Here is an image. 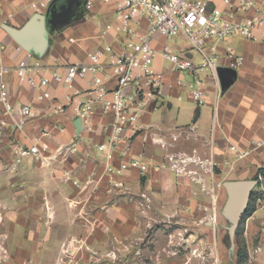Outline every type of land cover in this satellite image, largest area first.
Segmentation results:
<instances>
[{"label":"crops","instance_id":"obj_1","mask_svg":"<svg viewBox=\"0 0 264 264\" xmlns=\"http://www.w3.org/2000/svg\"><path fill=\"white\" fill-rule=\"evenodd\" d=\"M33 1L38 0H0V63L5 68L4 79L9 85L13 102L31 104L38 112V115L19 132L13 128L18 116H4L0 106V121L5 122L4 126H0L2 129L0 206L12 210L20 206L27 207L32 204V201L30 198L22 200L19 196L5 198L4 191L8 190L10 185L16 184L17 179L25 174L29 184V176L36 173L29 162L33 159L32 157L24 158L14 166L13 170L9 169L12 168L14 144L17 141L25 144L37 143L42 154L50 157V160H55L59 155V146L69 144L72 134L71 125L66 121L63 122L67 127L64 134L50 127L49 123L57 118L44 115L48 102L35 101L36 91L27 84L18 82L13 70L15 64L22 59L30 63L48 64H54L53 60L57 59L59 65H68L73 62L86 63L89 53L106 46L118 52L126 40L125 34L116 32L113 28L102 35V30L106 26L118 23L112 3L94 0L92 8L88 9L85 0H51L45 10L39 13L44 16L43 27L36 28V32L44 39L43 46L39 50L26 48L3 25L7 24L17 30L22 29L36 13L29 7L30 2ZM163 43H165L164 38L157 35L154 42L155 48H160ZM211 43L216 45V52L219 55H223L227 47H232L235 53L244 56V63L236 70L237 77L232 85L222 92L219 79L217 78L216 81L209 73L205 74L208 100L205 107L195 106L179 89L165 86L162 88V97L156 101L155 107L147 106L139 118L140 130L133 138L126 157L136 154L141 149H145L148 154V165L143 175L145 183L139 188L141 193L139 200L150 201L149 207L143 209L144 213L154 210L155 213L160 214L169 212L170 208L188 206L189 191L197 189L196 185H190L188 181L185 183H181V179L178 181L167 167L162 170H156L155 167V164L161 161L164 151L154 140L170 141V135L180 128L188 125L195 126L193 138L190 140L180 138L170 151L191 148L198 150L203 161V169L197 167L195 169L198 170V174L200 173L199 177L201 176L197 181L203 183L204 187L219 190L224 181L241 180L246 176H253L259 167L264 166V44L243 39H226ZM174 45L175 43H169L173 49L177 47ZM106 62L104 60V64ZM161 65L167 68V64L157 58L156 66ZM172 78V75H167L166 81H172ZM76 85L84 88L86 80H77ZM51 91L58 96L64 93V90L56 84H52ZM179 94L183 95L182 99L176 98ZM96 119L100 120L101 116L97 115ZM43 127L48 129V133L42 132ZM88 136L94 141L104 138L101 134ZM258 142L260 145L256 146ZM231 144L240 151H247V154L238 158L235 151L229 148ZM86 146L87 143L83 140L75 154L78 160L79 157L83 160L79 174L84 176L86 173H92L95 182L99 179L98 186L102 187L101 195L105 199L113 197V191H123L125 198H130L129 194L138 189L133 181L136 172L133 170L126 172L124 177L117 179L122 181L123 185L114 186L106 176L102 175L105 157L93 146L90 148L91 157H87ZM123 147L124 145H120L117 152H120ZM62 155L73 154L65 151ZM112 161L117 164L118 159ZM44 184L46 189L53 190L50 182ZM93 184L90 183L87 187L92 189L96 185ZM66 187L68 186H61V190ZM125 191L131 192L126 195ZM83 196L86 195L83 194L79 198L81 204L84 202ZM64 208V203L61 202L60 213L55 216V220L49 227L43 225L46 221L41 216L15 213L1 215L0 245H5L8 249L11 264H48V256L59 253L61 243L73 234L68 229L69 221ZM254 212L255 215H263L264 203L255 207ZM129 219L131 220L132 216H129ZM23 223L30 224L23 226ZM57 223L62 231L59 237L56 235ZM77 224L76 232L79 237L83 223L77 221ZM5 228L9 231L4 230ZM90 237L98 236L93 234Z\"/></svg>","mask_w":264,"mask_h":264},{"label":"built area","instance_id":"obj_2","mask_svg":"<svg viewBox=\"0 0 264 264\" xmlns=\"http://www.w3.org/2000/svg\"><path fill=\"white\" fill-rule=\"evenodd\" d=\"M51 0L30 2L29 7L36 13L45 10ZM112 3L118 23L108 25L102 30L106 34L110 28L126 35V40L118 52L110 46L88 54L86 63L73 62L59 65L30 63L20 60L14 66L18 82L27 84L36 91L35 101L48 102L43 113L48 117H56L50 127L65 133L64 121L71 125V141L59 146L58 154L68 151L77 154V148L84 140L87 143V157H91L93 146L105 157L102 175L106 176L116 187L123 185L118 181L125 173L133 170L144 175L148 154L141 149L134 155L126 157L133 138L139 132L138 121L147 106L155 107L156 101L162 97V88L175 87L187 95L197 107L208 104L204 75L209 73L217 78V69L227 67L237 70L244 63V56L227 47L223 55L216 52V45L226 39H243L253 43L264 44V0H99ZM94 0H85L88 9ZM182 34L187 46L175 49L169 43H177ZM164 38L160 48H155L156 36ZM176 45V44H175ZM195 53L197 56H194ZM167 64V68L156 66V59ZM104 60L107 62L104 64ZM108 66V69H106ZM5 68L0 63V106L4 116L17 115L13 128L19 132L38 115L31 104H17L12 101L9 85L4 79ZM172 75V81L166 76ZM86 80V87L76 85L77 80ZM215 81V82H216ZM52 84L64 90L62 96L51 91ZM182 99L183 95L176 96ZM97 115L101 116L98 120ZM80 120L81 128L76 131L74 121ZM5 122L0 121V126ZM195 126L188 125L170 135V141L154 140L164 151L161 161L155 164L156 170L167 167L178 181L186 176L197 175V167L203 169L198 150H174L170 148L180 138L190 140ZM48 133V129H42ZM0 129V151L2 141ZM103 135L100 141H94L88 135ZM19 139V138H18ZM93 144V145H92ZM92 145V146H91ZM124 145L120 152L117 148ZM259 146L260 143H256ZM238 158L247 151H240L234 145ZM11 167L18 165L24 158L35 160L48 159L41 153L37 143H20L13 147ZM118 159L117 164L112 160ZM80 164L82 159L79 157ZM90 177V176H89ZM196 179V178H194ZM95 183L94 178H87L79 184L82 190L88 184ZM146 199V203H147Z\"/></svg>","mask_w":264,"mask_h":264},{"label":"rangeland","instance_id":"obj_3","mask_svg":"<svg viewBox=\"0 0 264 264\" xmlns=\"http://www.w3.org/2000/svg\"><path fill=\"white\" fill-rule=\"evenodd\" d=\"M175 44L187 46V41L180 34ZM29 162L36 172L29 176V184L26 174L20 176L16 184L4 191V197L30 198L32 204L15 210L0 206V220L3 214H29L43 217L46 221L43 225L49 227L60 213L61 202L64 203L68 229L73 234L61 243L59 253L48 256V264H238L241 247L246 252L245 264H264V214L258 216L253 212L243 219L244 211L230 232L236 208L225 207L228 198L223 186L214 190L197 181L200 173L186 176L181 182L188 181L197 187L189 191L188 206L168 208L169 212L157 214L154 210L143 211L150 201L139 200V188L144 185L145 177L138 172L133 180L138 189L124 192L126 195L131 192L130 198H125L123 191H113V197L105 199L101 195L102 187L98 186L99 179L95 187H86L84 191L75 183L89 176L93 179L92 173L79 174L80 161L75 154H59L55 160L33 158ZM244 179L255 178L253 175ZM45 182H50L53 190L46 189ZM83 194L86 196L81 204L79 198ZM251 195L256 197L255 207L264 203V180L252 189L248 204ZM77 221L83 223L79 237ZM27 224L30 223L22 225ZM60 233L57 223V237ZM93 234L98 237H90ZM0 264H11L5 245H0Z\"/></svg>","mask_w":264,"mask_h":264},{"label":"water","instance_id":"obj_4","mask_svg":"<svg viewBox=\"0 0 264 264\" xmlns=\"http://www.w3.org/2000/svg\"><path fill=\"white\" fill-rule=\"evenodd\" d=\"M43 18L44 16L42 14H33V16L20 30L8 26L7 24H4L3 26L16 40L21 42L26 48L39 50L43 46L44 39L40 34L36 32V28L43 27ZM217 77L220 82L221 91L224 92L235 81L237 72L232 68L219 67L217 69ZM74 126L76 128V131L81 128L79 119H76L74 121ZM257 184V179L226 180L222 183L228 198L225 207L227 209H231L233 207L236 208L235 219L233 225L229 229L230 232L232 231L234 226L238 225L242 213L246 210L251 191Z\"/></svg>","mask_w":264,"mask_h":264},{"label":"trees","instance_id":"obj_5","mask_svg":"<svg viewBox=\"0 0 264 264\" xmlns=\"http://www.w3.org/2000/svg\"><path fill=\"white\" fill-rule=\"evenodd\" d=\"M254 178L258 180V182H260L261 180H264V166H261L257 169ZM252 197V195H251ZM255 201H256V197H252L251 201L249 202L248 206L246 207V210L244 212L243 215V219H246L247 217H249L255 210ZM243 223V222H242ZM241 223V225H242ZM238 264H245V260H246V252L245 250L241 247L238 249Z\"/></svg>","mask_w":264,"mask_h":264}]
</instances>
